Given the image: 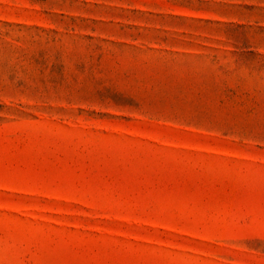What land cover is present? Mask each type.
<instances>
[{
  "label": "rangeland",
  "instance_id": "1",
  "mask_svg": "<svg viewBox=\"0 0 264 264\" xmlns=\"http://www.w3.org/2000/svg\"><path fill=\"white\" fill-rule=\"evenodd\" d=\"M0 264H264V0H0Z\"/></svg>",
  "mask_w": 264,
  "mask_h": 264
}]
</instances>
